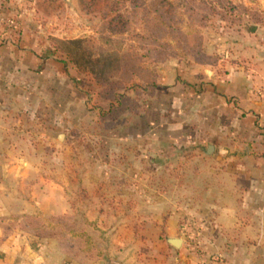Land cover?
<instances>
[{
    "label": "crops",
    "instance_id": "0c3cea01",
    "mask_svg": "<svg viewBox=\"0 0 264 264\" xmlns=\"http://www.w3.org/2000/svg\"><path fill=\"white\" fill-rule=\"evenodd\" d=\"M32 11L0 0V264H264V44L215 34L217 62L162 63L146 111L96 133L95 85ZM67 213L117 224L95 260L3 225Z\"/></svg>",
    "mask_w": 264,
    "mask_h": 264
},
{
    "label": "trees",
    "instance_id": "16d2710c",
    "mask_svg": "<svg viewBox=\"0 0 264 264\" xmlns=\"http://www.w3.org/2000/svg\"><path fill=\"white\" fill-rule=\"evenodd\" d=\"M79 7L99 14L105 27L99 36L102 48L95 50L84 38L51 37L53 50L64 61L94 84L89 104L98 114L92 129L96 133L118 130L129 125L146 111L156 88V66L171 57H178L172 48L173 33L181 25L186 28L177 38L178 48L185 60L213 63L204 51V42L197 29L207 26L212 17L227 23L239 24L235 11L239 4L230 0H186L175 5V0H77ZM133 8H128V4ZM63 5L61 0H35V9L51 14ZM179 13L181 22L174 24L172 16ZM186 17L188 22H184ZM190 35L187 39L186 36ZM187 56V57H186ZM205 60V61H204ZM21 230L38 238H55L60 249L73 259L83 257L78 246L65 248L64 238L74 224L71 214L24 215ZM20 222V221H19ZM44 223H50L45 226ZM66 224L65 228L63 224ZM67 229V230H66ZM63 239V240H62ZM61 240V241H60Z\"/></svg>",
    "mask_w": 264,
    "mask_h": 264
},
{
    "label": "rangeland",
    "instance_id": "374dc122",
    "mask_svg": "<svg viewBox=\"0 0 264 264\" xmlns=\"http://www.w3.org/2000/svg\"><path fill=\"white\" fill-rule=\"evenodd\" d=\"M61 1L63 3L62 7L52 12L51 14H47V15L39 11H36L35 0H24V4L26 6V9L33 8L35 12L34 13L32 11V13L29 14L28 16L30 17L32 16L31 18L32 19L34 18L35 21L41 19V22H43L42 25L45 24L47 25L48 39L53 36L58 38H84L87 40V44H91L95 50L101 49L102 43L98 38L101 32H103L105 23L101 19L100 15L82 10L78 5L77 0H61ZM150 1L153 2L155 0H150ZM185 1L186 0H175V5H177V3L180 5L182 2ZM230 1L233 4H239L237 5L235 11L236 17L240 18L239 24H234V23L230 24L223 20H220L218 17H212L207 23V26L197 29L199 37L202 38L204 42L205 54H207L210 57V58H205V60L207 59L206 61H213V63H215L218 60L217 54L209 53L207 51L208 43H210L209 40L211 38H215V34L217 33L223 34L224 32H226V36L228 40L234 41L232 42L233 45L231 44L230 46L228 45V49L233 47L235 48V46H237L238 43L237 40L243 39L242 42H246L244 43L245 46L241 47V44L239 43V49H236L237 54L239 55L240 53L241 55H244L247 52L252 53V51L250 50L251 47L247 44L250 42V40H254L257 44H261V45L264 44V0H230ZM137 2H139V0H137ZM222 3L223 0H221V4ZM127 4H128L127 5L128 8L130 9L133 8V4L130 3ZM178 15L179 13H175L172 16V20L174 24L181 22L179 20ZM184 18H185L184 22H188L186 17ZM185 30L186 28L184 27V25H181L179 29L177 28L176 30H174L172 48L179 55L178 57H171L164 62L170 60H177L187 64L190 63H194L198 65L202 64V63L194 62L190 60V58H187L188 61L185 60L184 56L182 55V53L186 51V47L184 44H182L183 50L176 49L178 48V44L176 40L177 38H181L180 37L182 34L181 31H185ZM186 38L189 39L190 35L186 36ZM258 53H261V55H263L264 49ZM162 63L156 66V72L159 65H161ZM204 64H211V63H204ZM84 80L87 81L86 79ZM90 97L91 94H89L88 98L90 99ZM95 121H93L92 124L90 125L89 127L90 130ZM68 214L72 215L74 224L73 225L69 224L70 227H66L65 223L63 224L64 226H62V228L66 227L67 229H71L72 232L68 234L67 238L66 237L64 238V241L61 243L62 246H64L65 248H71L77 245L78 248L75 250H79L81 252V255L83 256L81 257V259H78L81 262L95 260V258L99 257V254L95 252H98L97 250H102L101 245L105 241L101 234L102 228L104 227L112 228L117 224H100L101 227L96 228L85 222L82 218L79 219L77 216H74L72 213H68ZM22 224H23L22 221L20 222L12 221L9 223H5L3 225H5L8 229H11L18 227L20 228V225ZM44 224L45 226L50 225V223L47 224L44 223ZM117 227L118 226H116V228ZM118 241L119 239H115L109 236V238L107 239V244H110V247L112 248V250H114L116 246H118L117 245ZM128 242L130 243L131 241Z\"/></svg>",
    "mask_w": 264,
    "mask_h": 264
},
{
    "label": "water",
    "instance_id": "95a60500",
    "mask_svg": "<svg viewBox=\"0 0 264 264\" xmlns=\"http://www.w3.org/2000/svg\"><path fill=\"white\" fill-rule=\"evenodd\" d=\"M63 134L61 133L60 136H62ZM212 146H208V149L210 148L211 149ZM181 239L180 238H168L167 239V242L170 243L171 245H173L174 247H179L180 244H181ZM103 261L102 260H99L98 261V264H102Z\"/></svg>",
    "mask_w": 264,
    "mask_h": 264
},
{
    "label": "built area",
    "instance_id": "2783aa9c",
    "mask_svg": "<svg viewBox=\"0 0 264 264\" xmlns=\"http://www.w3.org/2000/svg\"><path fill=\"white\" fill-rule=\"evenodd\" d=\"M3 23L10 26V27H13L15 25V18L14 17H7L3 20Z\"/></svg>",
    "mask_w": 264,
    "mask_h": 264
}]
</instances>
